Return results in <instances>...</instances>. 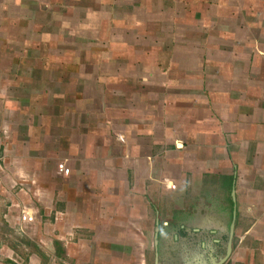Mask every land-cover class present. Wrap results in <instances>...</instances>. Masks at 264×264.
I'll return each mask as SVG.
<instances>
[{"label":"crops","instance_id":"crops-1","mask_svg":"<svg viewBox=\"0 0 264 264\" xmlns=\"http://www.w3.org/2000/svg\"><path fill=\"white\" fill-rule=\"evenodd\" d=\"M190 263L264 264V0H0V264Z\"/></svg>","mask_w":264,"mask_h":264},{"label":"built area","instance_id":"built-area-1","mask_svg":"<svg viewBox=\"0 0 264 264\" xmlns=\"http://www.w3.org/2000/svg\"><path fill=\"white\" fill-rule=\"evenodd\" d=\"M35 212L33 207L31 206H21L20 208V220H21V224L19 225L18 229L20 231H23V227L22 224H24V222H28L29 220H31L34 216Z\"/></svg>","mask_w":264,"mask_h":264},{"label":"rangeland","instance_id":"rangeland-1","mask_svg":"<svg viewBox=\"0 0 264 264\" xmlns=\"http://www.w3.org/2000/svg\"><path fill=\"white\" fill-rule=\"evenodd\" d=\"M197 251V250H196ZM195 253V252H194ZM192 258H194V256L192 257ZM190 264H195V263H190Z\"/></svg>","mask_w":264,"mask_h":264}]
</instances>
